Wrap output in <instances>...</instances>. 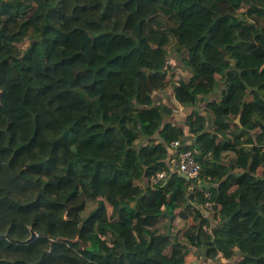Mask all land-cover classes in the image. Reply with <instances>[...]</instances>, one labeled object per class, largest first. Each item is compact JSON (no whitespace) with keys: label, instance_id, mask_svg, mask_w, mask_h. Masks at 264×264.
<instances>
[{"label":"trees","instance_id":"obj_1","mask_svg":"<svg viewBox=\"0 0 264 264\" xmlns=\"http://www.w3.org/2000/svg\"><path fill=\"white\" fill-rule=\"evenodd\" d=\"M173 53L194 143L157 99ZM218 93L208 125L197 107ZM174 141L197 150L198 178ZM67 149L57 200L46 174ZM260 166L264 0H0V264H264Z\"/></svg>","mask_w":264,"mask_h":264},{"label":"rangeland","instance_id":"obj_2","mask_svg":"<svg viewBox=\"0 0 264 264\" xmlns=\"http://www.w3.org/2000/svg\"><path fill=\"white\" fill-rule=\"evenodd\" d=\"M36 18V23L37 25H42L43 24V20H42V16L40 13H36L35 15ZM14 43L21 49V50H26L27 47L30 44V39L29 38H17L15 39ZM169 59L172 60L173 62V66L171 67L170 73H169V77L173 74L174 75V83L172 86L168 87L169 92H173V90L175 89V87L177 86V84L180 82V80H185L190 76V72L188 70H185L181 65H180V60L178 58V56L173 53L170 54ZM174 100L173 103L171 102V100H169V102H167L170 106H172L173 112H174V108L176 107V105L180 103L175 99V90H174ZM74 155L70 150H66L64 152L61 153L59 159H58V164L52 171V173H48L46 175H51L53 176L57 182L59 183L57 185V187H53L52 189H50V194L51 196H53L55 199L59 200L64 198V196L66 195V192L69 191L71 188H73V186L69 183L71 180V177L69 175V164L71 163V161L73 160ZM257 174H260L261 172H258V170L256 171ZM169 179V178H168ZM46 180V179H45ZM108 204V203H107ZM98 205V202L96 201H90L89 205H88V209L84 212V215L89 214L90 211H92L96 206ZM109 207V212L111 213L112 211V207L108 204ZM234 262V261H233ZM139 264H146L145 262H140ZM187 264H202V257H199L196 254H190L188 256L187 259Z\"/></svg>","mask_w":264,"mask_h":264},{"label":"crops","instance_id":"obj_3","mask_svg":"<svg viewBox=\"0 0 264 264\" xmlns=\"http://www.w3.org/2000/svg\"><path fill=\"white\" fill-rule=\"evenodd\" d=\"M180 82L177 84V87L179 86ZM175 90V89H174ZM174 90L173 92H169L168 88H165L163 91L159 92V94L157 95V99L164 104H168L167 102H169V100H171V102L173 103L174 100ZM169 98V100H168ZM220 98V94H213L211 95L209 98H206L204 100L201 101V103L199 104V108L200 112L202 115H204L207 119V124L209 125L211 117H210V112L211 110L206 106V104L212 99H219ZM180 103V102H179ZM196 109L195 106L192 107H184L180 104L176 105V107L174 108V112L171 115V117L167 118V121H172L174 126H181L183 128V130H185L186 132V140H189L190 143H194V141L196 142V134H194L193 132L190 131V120L189 117L192 114V112ZM212 115V114H211ZM236 122L240 123V118L238 116V118L236 119ZM253 133V132H252ZM248 144L251 146V144L248 142ZM171 153L175 154L178 153V149L175 146H171ZM235 157V154L230 152L228 153V157L226 156L227 160H231L232 158ZM258 172H261L258 175H262L263 167L260 166L259 168H257ZM257 174V173H256ZM111 206V205H110ZM112 207V206H111ZM106 208L107 211L109 212V207L108 204H106ZM112 211V210H111ZM110 213V212H109Z\"/></svg>","mask_w":264,"mask_h":264},{"label":"built area","instance_id":"obj_4","mask_svg":"<svg viewBox=\"0 0 264 264\" xmlns=\"http://www.w3.org/2000/svg\"><path fill=\"white\" fill-rule=\"evenodd\" d=\"M173 146L178 149V157L176 162L177 170L188 177L198 178L202 171V165L196 158L197 150L192 148L181 149L182 143L179 141H174ZM168 178L169 175L166 171H160L155 175L154 180L157 182L160 180H168ZM207 195H210V193H207ZM206 206L211 208L212 202L208 201Z\"/></svg>","mask_w":264,"mask_h":264},{"label":"water","instance_id":"obj_5","mask_svg":"<svg viewBox=\"0 0 264 264\" xmlns=\"http://www.w3.org/2000/svg\"><path fill=\"white\" fill-rule=\"evenodd\" d=\"M35 235H36V232H33L32 237L29 240H31Z\"/></svg>","mask_w":264,"mask_h":264}]
</instances>
